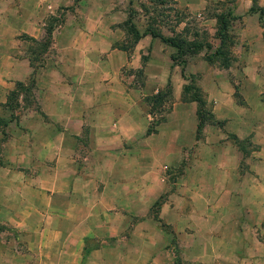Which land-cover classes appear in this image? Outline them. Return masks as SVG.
Instances as JSON below:
<instances>
[{"label":"crops","instance_id":"crops-1","mask_svg":"<svg viewBox=\"0 0 264 264\" xmlns=\"http://www.w3.org/2000/svg\"><path fill=\"white\" fill-rule=\"evenodd\" d=\"M173 1L188 9L196 4ZM245 1L249 7L251 0ZM6 2L0 0V104L6 88L29 68L27 59L10 54L8 35L28 31V18L3 17ZM48 6L40 0L24 3L34 37ZM118 8L113 0L101 12ZM112 25L64 23V30L81 33L88 45L67 38L41 72L31 67L37 107L2 123L4 130L0 125V264L5 237L16 244L18 264H110L100 253H131V246L99 245L83 255L84 239L131 234L133 203L147 212L148 193L156 197L166 184L164 169L185 159L191 147V162L174 182L172 201L160 209L183 253L207 255L208 262L195 256L191 264H264V96L249 86L252 71L238 70L246 80L236 101L228 81L235 75L231 68L205 61L198 69L183 67L184 75L195 74L199 96L215 120L196 138L197 104L182 88H173L175 101L166 113L155 107L159 102L153 97L166 80L177 84L181 77L169 57L173 47L149 34L132 41L124 30L119 40ZM241 27V35H248ZM251 28L257 33L248 42L258 45L261 27ZM149 125L153 129L147 132ZM159 254L151 252L145 264H159Z\"/></svg>","mask_w":264,"mask_h":264},{"label":"rangeland","instance_id":"rangeland-1","mask_svg":"<svg viewBox=\"0 0 264 264\" xmlns=\"http://www.w3.org/2000/svg\"><path fill=\"white\" fill-rule=\"evenodd\" d=\"M4 1H8L6 2L7 5L5 8L9 10L3 13V17L22 18L26 16L30 24V29L25 32L18 30V32H14L13 34L8 32V35L12 38L13 45L10 54L20 60L27 59L29 68H24V77L16 81L20 82L21 86H17L15 82L12 87L6 88L5 100L0 104V125L3 130L5 125L2 123L7 122L9 119L18 118L25 111L24 108L28 107V110H31V108L37 107L36 100L31 94L35 92V84L31 76V67L33 71L41 72L45 61L50 62L49 59L59 53L57 47L60 46V41L65 42L67 38H75V41L72 42L75 45H79V47L82 45L86 47L88 45L87 41L83 40L81 33L77 36L74 34L75 31L64 30L62 28V25L66 22L71 24L79 22V24H83L91 21H104L107 24H113L111 28L117 26V34L114 37L119 36L120 40L125 35L123 30L125 32V23H127L126 19L128 18L129 23H132L138 28L139 32L143 31L146 25H149L160 31L163 36L175 35V37L183 39L186 43L187 41L201 43L203 47L200 50L191 52L181 50L182 53L176 54L174 64H178L180 67H184L186 64H188V67L193 65V69H198L197 67L202 64L200 61H205L208 64L218 67L231 68L235 75L229 74L228 81L233 89V97L236 101H239L242 96L239 90L243 86L242 82L246 80L242 75H236L238 70L242 72L252 71L254 78H252L249 86L258 87L260 94L262 97L264 96V14L259 17L257 12L249 13L245 0H204L200 5V0H193L196 4L191 9H188L187 6H183L182 4L177 5L176 1H173L172 4L170 3L169 8L158 9L157 4L149 2L148 0H128L130 1L128 3L127 0H116L117 7L120 8L116 12L110 11V13H103L101 11L113 0H40L44 4H50V6L40 13L39 19L41 20L38 23L42 24L40 26L39 24L37 25L39 29L36 30L38 31L36 37L31 35V12L27 14L23 13L25 9L24 3L31 5V0ZM255 5L257 7H264V4L259 5L257 0L255 1ZM75 7H78L79 12L73 10ZM90 7L95 8L91 11ZM96 8L98 11H96ZM227 11L231 14L227 20L228 25L224 32V41L219 45V41L215 36L217 29L215 16ZM256 23H259L261 27L259 30V39L261 38L262 40L258 45H250L248 40L257 33V30L251 27ZM241 26L248 28L247 33L249 36L247 34L241 35ZM47 29L50 30L48 36ZM82 32L87 31L83 30ZM103 36L105 34L102 32L101 37ZM126 40L128 39L126 38ZM205 44L208 46H205ZM218 47L219 52L216 53L215 50ZM4 52H7V48L4 49ZM172 53H175V49ZM188 56L192 60L187 63L186 58ZM47 57L48 59L46 60ZM27 72L28 74H25ZM194 76L195 74L186 73L180 77L177 84L168 78L161 90V102L155 105V107L162 109L166 113L172 107L173 101H175L172 92L177 86L180 88H183V85L187 86L186 93L188 94L186 97L190 100L194 95H199ZM245 86L247 85L245 84ZM13 90L15 92L11 93ZM202 109V118L200 116L202 126L200 127L198 137L204 132L203 129L207 127L208 123L215 121L205 105ZM152 126L149 125L147 132L153 129ZM5 134L8 135V132H5ZM245 146L247 149L251 148L252 143H245ZM192 152L193 147L187 149V157L185 159H181L179 163H174L164 169L166 184L158 196L153 197L150 192L148 193V198L151 200H148L149 208L147 212L143 213V210H139V202H136L138 203L136 205L133 203L131 221V229L133 231L131 234L125 231L118 232L113 237L87 238L84 239L83 249L88 250L99 245L115 246L119 249L125 246H131V253H122L120 250H115L111 254L109 253V255L106 252L100 253L101 257L109 256L111 258L107 261L110 264H145L150 260L147 258L151 252L161 253L157 260L159 264H191L190 259L195 258V256H201L203 260L205 257V262H208L207 255L184 254L183 247L180 245L181 239L174 230L172 223L166 215L160 214L161 206L166 201H172L171 193L175 187L174 182L184 174L183 168L186 169L189 166V162H191V158L189 157H191ZM241 164L246 165V162L243 160ZM150 180V182L155 183V176H150ZM4 235L10 236V234L6 233ZM3 239V264H18L20 260L15 256L18 254L15 251L16 244L12 240L7 241V237ZM146 248L149 253H146ZM16 249L21 250V248ZM19 254L22 255V253ZM233 255L225 254L224 256H231L232 258ZM96 256L99 257L98 255ZM226 259L232 260L227 257ZM192 261L194 263H200L199 260Z\"/></svg>","mask_w":264,"mask_h":264},{"label":"trees","instance_id":"trees-1","mask_svg":"<svg viewBox=\"0 0 264 264\" xmlns=\"http://www.w3.org/2000/svg\"><path fill=\"white\" fill-rule=\"evenodd\" d=\"M148 1L157 4L158 9L159 8H163V9L169 8L168 7L169 4L173 3V0H148ZM255 1L256 0H251V4L248 7L247 11L249 13H256L257 12L258 16L260 17V15L264 14V7H257L255 5ZM230 14L231 13L229 11H227V12L219 13L215 16L216 24H217L215 36L217 37V39L219 41V45L222 44L224 41V37H225L224 32L227 28V25H228L227 20H228ZM126 21H127V23H125V32H126V34L131 35L132 41H135L137 38L141 37L144 34H149L151 37H158L162 42L172 46L175 49V53H171L169 55V57L173 63L176 60V57H175L176 54L178 55V53H182L181 50H183L184 52H189V51L191 52V51H195V50H200L203 47V44L197 43L195 41L194 42L193 41H187V43H186V41H184L181 38L175 37V35L168 36V37L163 36L160 31L156 30L154 27H151L149 25H146L145 28L143 29V31L139 32L137 30V28L132 23H129L128 18L126 19ZM123 25H124V23H123ZM126 25H127V27H126ZM46 32H47V36H48L50 33V30L47 29ZM206 45L207 44H205V46ZM215 52L216 53L219 52V47L215 50ZM180 75L184 76L183 66L180 67ZM16 84H17V86H21L20 82H16ZM186 89H187V86L183 85L182 90L184 92H186ZM14 92L15 91L13 90L11 93H14ZM161 94H162V92L160 91L153 98L157 99L158 102H161ZM191 100H194L197 104V110H196L197 123H196V129H195V132H196L195 137L198 138L200 127L202 126L200 116L202 118V111H203L202 107L204 106V101L200 98L199 95H194V97ZM83 251H84V254H86L87 250L85 248L83 249Z\"/></svg>","mask_w":264,"mask_h":264}]
</instances>
